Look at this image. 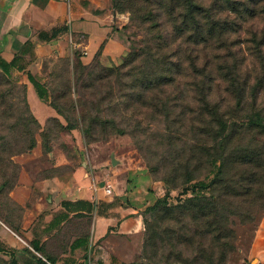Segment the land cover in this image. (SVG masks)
<instances>
[{
	"label": "rangeland",
	"instance_id": "obj_1",
	"mask_svg": "<svg viewBox=\"0 0 264 264\" xmlns=\"http://www.w3.org/2000/svg\"><path fill=\"white\" fill-rule=\"evenodd\" d=\"M126 3L109 4L118 47L44 61L39 112L25 83L0 74V192L77 170L92 187L146 175L160 194L151 206L166 195L170 204L147 209L151 240L144 226L125 264H254L248 250L264 216V45L178 44L176 34L167 45V17L154 9L135 18ZM222 178L227 190L214 208L188 207L214 202ZM202 181L209 195L195 197L193 182ZM0 264L10 263L0 255Z\"/></svg>",
	"mask_w": 264,
	"mask_h": 264
},
{
	"label": "crops",
	"instance_id": "obj_2",
	"mask_svg": "<svg viewBox=\"0 0 264 264\" xmlns=\"http://www.w3.org/2000/svg\"><path fill=\"white\" fill-rule=\"evenodd\" d=\"M109 4L0 0L1 67L27 85L35 113L42 100L28 77L38 80L49 57L67 58L76 50L90 60L100 49L105 54L118 47L119 18ZM109 183L110 195L77 170L69 180L22 179L10 192H0V255L17 264L128 263L143 233V213L160 194L146 175H117ZM248 260L264 264V216Z\"/></svg>",
	"mask_w": 264,
	"mask_h": 264
},
{
	"label": "trees",
	"instance_id": "obj_3",
	"mask_svg": "<svg viewBox=\"0 0 264 264\" xmlns=\"http://www.w3.org/2000/svg\"><path fill=\"white\" fill-rule=\"evenodd\" d=\"M125 9H128L135 18H143L145 12L151 10H160L161 15L167 17L163 24L171 28L172 36L165 37L167 45H176L178 39L182 36L178 44L184 42L196 43V45H264V0H127ZM149 5L154 6L153 9ZM190 32V33H189ZM189 34V35H188ZM101 53V49L96 55ZM79 51H73V56H79ZM95 55V56H96ZM0 74L7 79L5 70L1 67ZM2 70V71H1ZM4 71V72H3ZM36 89L38 97L43 100L46 96L44 83L39 80L28 77ZM10 79V78H9ZM207 92H210L211 81L206 83ZM258 126L259 133L264 132V126ZM264 155L263 151L259 153ZM210 161L211 158H208ZM264 160V156H263ZM228 179L222 178L218 181V194L212 203L202 205L199 199L190 200L197 203L190 204L191 210L196 212H206L215 207L216 201L219 202L221 197L225 196ZM195 197L209 195L211 190L208 182H193ZM191 196V195H190ZM194 198V197H193ZM2 204V203H1ZM167 195L159 200L154 207L149 206L156 213L158 207L169 206ZM143 213V223L146 227V241L151 240V229L148 220H145ZM161 213V212H160ZM10 264H17L14 260H8Z\"/></svg>",
	"mask_w": 264,
	"mask_h": 264
},
{
	"label": "built area",
	"instance_id": "obj_4",
	"mask_svg": "<svg viewBox=\"0 0 264 264\" xmlns=\"http://www.w3.org/2000/svg\"><path fill=\"white\" fill-rule=\"evenodd\" d=\"M64 1H67V0H64ZM104 190H105V193H106V194L110 195V194H111V191H112V186H111V184H110V183L106 184Z\"/></svg>",
	"mask_w": 264,
	"mask_h": 264
},
{
	"label": "water",
	"instance_id": "obj_5",
	"mask_svg": "<svg viewBox=\"0 0 264 264\" xmlns=\"http://www.w3.org/2000/svg\"><path fill=\"white\" fill-rule=\"evenodd\" d=\"M115 163V161H113V164Z\"/></svg>",
	"mask_w": 264,
	"mask_h": 264
}]
</instances>
